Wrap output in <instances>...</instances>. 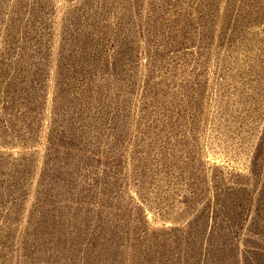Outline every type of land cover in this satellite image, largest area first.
I'll return each instance as SVG.
<instances>
[{
	"label": "rangeland",
	"instance_id": "374dc122",
	"mask_svg": "<svg viewBox=\"0 0 264 264\" xmlns=\"http://www.w3.org/2000/svg\"><path fill=\"white\" fill-rule=\"evenodd\" d=\"M0 264H264V0H0Z\"/></svg>",
	"mask_w": 264,
	"mask_h": 264
}]
</instances>
